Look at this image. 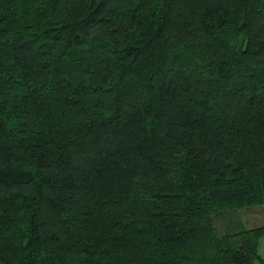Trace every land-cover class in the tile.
Segmentation results:
<instances>
[{
  "label": "trees",
  "instance_id": "obj_1",
  "mask_svg": "<svg viewBox=\"0 0 264 264\" xmlns=\"http://www.w3.org/2000/svg\"><path fill=\"white\" fill-rule=\"evenodd\" d=\"M255 206L264 0H0V264H264Z\"/></svg>",
  "mask_w": 264,
  "mask_h": 264
},
{
  "label": "rangeland",
  "instance_id": "obj_2",
  "mask_svg": "<svg viewBox=\"0 0 264 264\" xmlns=\"http://www.w3.org/2000/svg\"><path fill=\"white\" fill-rule=\"evenodd\" d=\"M230 217V213L227 218ZM223 229L221 227L220 233L226 231H239L248 230L257 227L264 226V207L255 206L250 208H244L236 210L234 216L231 215L229 219L222 222ZM220 227V224H219ZM259 255L264 260V238L260 242ZM254 264H261V261H256Z\"/></svg>",
  "mask_w": 264,
  "mask_h": 264
}]
</instances>
